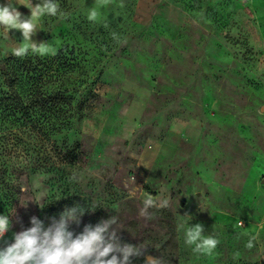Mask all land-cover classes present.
Returning a JSON list of instances; mask_svg holds the SVG:
<instances>
[{
  "label": "rangeland",
  "instance_id": "374dc122",
  "mask_svg": "<svg viewBox=\"0 0 264 264\" xmlns=\"http://www.w3.org/2000/svg\"><path fill=\"white\" fill-rule=\"evenodd\" d=\"M123 2L102 9L108 26L87 20L94 0H58L68 18H41L33 40L72 50L76 99L95 97L67 129L5 156L21 171L0 183V214L13 217L6 238L21 230L17 218L47 225L80 204L89 211L72 229L115 215L122 242L147 246L133 264H264V0ZM9 36L0 62L13 56L4 45L22 42L18 30ZM149 194L168 200L150 218L140 214ZM185 213L219 240L211 255L184 243Z\"/></svg>",
  "mask_w": 264,
  "mask_h": 264
},
{
  "label": "clouds",
  "instance_id": "9594fccd",
  "mask_svg": "<svg viewBox=\"0 0 264 264\" xmlns=\"http://www.w3.org/2000/svg\"><path fill=\"white\" fill-rule=\"evenodd\" d=\"M113 3L114 0H94L93 6L86 7L87 20L92 24L108 26L107 16L102 9H107ZM19 5L29 9L30 15L22 14L18 10ZM118 6H125L123 0H120ZM58 15L60 19L68 18V14L60 11L58 0H39L35 5L32 0H5V3L0 4V41H13L9 32L18 30L22 35V42H15L14 47L4 45L3 56L6 57L9 53L21 59L29 54L39 57L55 56V47L48 42L37 43L33 36L38 30H42V17ZM112 36L113 39H118L115 32ZM72 179L77 180L76 174H73ZM20 190L25 192L27 188L21 187ZM36 204L41 209L44 208ZM166 206L168 200L157 201L149 194L143 201L140 214L150 218L148 209ZM86 211L89 210L80 204L65 207L59 218L49 217L50 223L47 225L44 220L33 215L28 228H24L22 220L17 218L16 222L21 224V230L13 232L10 240L6 238V234L12 228L13 217L0 214V264H133L134 258L144 256L147 246L121 241V229L117 227L118 218L115 215L101 219L95 225L85 224L83 230L77 233L72 226L81 225ZM179 216L181 223L178 228L183 229L184 243L194 254L211 255L219 240L214 235H206L202 223L190 224L193 219L190 214ZM240 227H243L242 221ZM256 240V236L250 237L245 247L253 249ZM144 264H163V260L162 257L146 256Z\"/></svg>",
  "mask_w": 264,
  "mask_h": 264
},
{
  "label": "trees",
  "instance_id": "16d2710c",
  "mask_svg": "<svg viewBox=\"0 0 264 264\" xmlns=\"http://www.w3.org/2000/svg\"><path fill=\"white\" fill-rule=\"evenodd\" d=\"M77 69L74 52L66 48L58 50L55 56L29 54L0 62L1 184L12 185L13 175L21 173L6 165L5 156L10 151H19L25 139L49 140L89 107L94 93L76 99L79 90L73 74Z\"/></svg>",
  "mask_w": 264,
  "mask_h": 264
}]
</instances>
